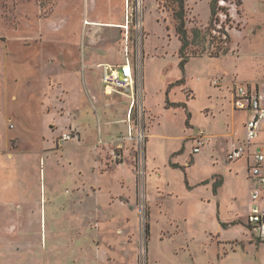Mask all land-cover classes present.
I'll return each instance as SVG.
<instances>
[{"label":"rangeland","instance_id":"obj_1","mask_svg":"<svg viewBox=\"0 0 264 264\" xmlns=\"http://www.w3.org/2000/svg\"><path fill=\"white\" fill-rule=\"evenodd\" d=\"M211 2L143 1L130 116L98 68L122 59L124 30L99 24L125 25V0H0V264H264L250 169L226 157L247 118L228 91L264 81V0H230L214 40ZM200 131L216 138L194 155Z\"/></svg>","mask_w":264,"mask_h":264},{"label":"built area","instance_id":"obj_2","mask_svg":"<svg viewBox=\"0 0 264 264\" xmlns=\"http://www.w3.org/2000/svg\"><path fill=\"white\" fill-rule=\"evenodd\" d=\"M144 0H125L126 16L125 25L121 26L124 30L123 55L124 62L117 66L102 64L98 66L102 72V81L108 89L121 91L130 101L131 111L133 113L138 105L139 111L144 112V82H143V59H144V35H143V18L142 6ZM229 4L225 0L219 2V8ZM222 14V15H221ZM223 15L219 12L212 30V40L217 34V30L223 28ZM222 18V19H221ZM136 19L134 34L131 33L130 24ZM221 19V21H220ZM228 19V18H227ZM226 19V20H227ZM224 40L227 35L224 34ZM257 84L256 86H258ZM261 90H255L252 84L234 83L231 87L232 104L235 111H249L251 117L245 125L244 139L241 142L234 143L229 152L227 159L229 162H237L243 159L247 154L250 155V177L254 184L251 192L250 211L248 214L249 227L255 231L254 238L264 243V84ZM78 139V136L69 133L62 134L61 143H66L72 139ZM205 133L198 132L194 139L197 141L193 149L194 154H198L204 143Z\"/></svg>","mask_w":264,"mask_h":264},{"label":"crops","instance_id":"obj_3","mask_svg":"<svg viewBox=\"0 0 264 264\" xmlns=\"http://www.w3.org/2000/svg\"><path fill=\"white\" fill-rule=\"evenodd\" d=\"M243 1V5H244V1L245 0H242ZM90 24L91 23H88L87 25H89L90 26ZM115 25V24H114ZM118 27H116L115 29H121V26H119V25H117ZM122 30V29H121ZM123 39H124V34H123V38H122V52H121V54H122V59L119 61V63H117V65H120V64H122L123 62H124V55H123ZM189 63V62H188ZM187 63V64H188ZM186 64V65H187ZM100 65H102V64H100ZM100 65H98V66H100ZM108 65H110V64H108ZM116 65V66H117ZM186 67V66H185ZM99 70L101 71V69L99 68ZM182 80H184V79H182ZM179 81H181V80H177L176 82H173L171 85H169V90H168V92H170V89L171 88H174V87H178V86H184L185 84H186V79L184 80L185 82H184V84L183 85H176ZM101 82H102V84H103V86H104V91H105V94L108 96V94H110L111 92H113L114 91V89H108L106 86H105V84L103 83V81H102V72H101ZM249 84H252V86L254 87V89L255 90H261L262 88H263V85L262 84H264V81L263 82H254V83H249ZM257 84H259L258 86H256ZM247 85V84H246ZM88 86H89V89H90V85L88 84ZM93 91V90H92ZM118 91V90H117ZM229 92V96H230V103H231V105H232V113L233 114H236V112H241V113H245L246 115H247V118H246V120L243 122V126H242V132L241 133H238V132H236L235 131V129H233V132H232V134H231V137H233L232 138V141H231V143H230V145H229V148L226 150V154H227V156H228V152H229V150H230V148H231V146L234 144V143H238V142H241V141H243V139H244V133H245V125H246V123L248 122V120L250 119V117H251V113L249 112V111H235L234 110V108H233V104H232V93H231V91H228ZM93 93V92H92ZM122 93V92H121ZM123 95H124V97H125V99L130 103V101H129V98L127 97V95H125L124 93H122ZM78 100H80L79 99V97H78ZM144 102H145V100H144ZM184 105V104H183ZM184 106H186V105H184ZM179 107H182L180 104L178 105L177 104V106H176V108H179ZM174 108V107H173ZM186 109H187V106L185 107ZM190 113V112H189ZM190 115H191V113H190ZM204 132V131H203ZM205 133V132H204ZM64 134H66V133H64ZM62 135V134H61ZM194 136H195V134L193 135V137H192V142H193V148H192V152H193V149L196 147V145H197V141L194 139ZM61 137V136H60ZM216 138V136L215 135H208V134H206L205 133V138H204V143H205V145L201 148V151H200V153L202 152V149L203 148H205V146L210 142V140L211 139H215ZM153 139V138H152ZM229 143V142H228ZM200 153H198V154H200ZM194 154V153H193ZM198 154H194V155H198ZM226 156V157H227ZM228 160V159H227ZM241 160H243V161H245L246 162V164L248 165V168L250 169V163H249V160H250V155L249 154H247L243 159H241ZM241 160H239V161H241ZM239 161H237V162H239ZM229 162V161H228ZM229 163H235V162H229ZM249 171V173H250V170H248ZM250 179H251V177H250ZM223 184V183H222ZM222 184H219V183H216L215 184V193L217 194V190H218V188H220L221 186H222ZM251 188H252V190L254 189V184L252 185L251 184ZM252 192V191H251ZM249 205H250V207H251V205H252V202H251V195H250V200H249ZM250 207H249V209H250Z\"/></svg>","mask_w":264,"mask_h":264},{"label":"trees","instance_id":"obj_4","mask_svg":"<svg viewBox=\"0 0 264 264\" xmlns=\"http://www.w3.org/2000/svg\"><path fill=\"white\" fill-rule=\"evenodd\" d=\"M220 1L221 0H212V2L210 3L211 23L209 25V31H207L209 35L212 34V30L214 29V23L216 21V17L219 14V12L225 13L227 18H229L228 14L225 12V8H219V2ZM225 1L230 2V0H225ZM175 20L177 22L176 29H175L176 36L179 38V40L181 42V47H180L179 53H178L179 59L181 60L180 68L184 72L185 66L189 62L188 61L189 56L186 55V50L188 47V33L186 30L185 5H184L183 1L182 2L180 1L179 10L176 11V13H175ZM197 33H198V31H196V34ZM217 55H219V54L216 53L215 57H217ZM184 82H185L184 80H181L176 85H183Z\"/></svg>","mask_w":264,"mask_h":264},{"label":"bare ground","instance_id":"obj_5","mask_svg":"<svg viewBox=\"0 0 264 264\" xmlns=\"http://www.w3.org/2000/svg\"><path fill=\"white\" fill-rule=\"evenodd\" d=\"M91 25L95 26L97 24H91ZM99 26L106 27V28H116V27H118L117 25H114V24H99Z\"/></svg>","mask_w":264,"mask_h":264}]
</instances>
